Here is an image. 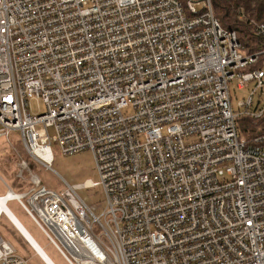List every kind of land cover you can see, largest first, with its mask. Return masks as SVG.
Masks as SVG:
<instances>
[{"label": "built area", "instance_id": "2783aa9c", "mask_svg": "<svg viewBox=\"0 0 264 264\" xmlns=\"http://www.w3.org/2000/svg\"><path fill=\"white\" fill-rule=\"evenodd\" d=\"M186 4L0 0V138L20 134L27 184L0 178L1 197L68 264H264V135L238 128L264 117V68L248 69L264 50L246 55L211 0ZM234 81L253 85L239 111ZM53 146L92 153L101 214L79 195L92 181L42 183L34 164L51 170ZM0 264L30 262L0 237Z\"/></svg>", "mask_w": 264, "mask_h": 264}, {"label": "rangeland", "instance_id": "374dc122", "mask_svg": "<svg viewBox=\"0 0 264 264\" xmlns=\"http://www.w3.org/2000/svg\"><path fill=\"white\" fill-rule=\"evenodd\" d=\"M252 90L253 85L249 88L239 89L236 81L230 83L232 105L235 111L241 110L239 103L244 101ZM259 98L260 91L255 96V104ZM44 108V104L40 100H34L31 103L33 113L44 111ZM49 133L53 134V129H50ZM9 140L10 142L6 138H0V176L15 191L27 186L17 177V153L24 156V152L19 133H12ZM53 152L51 170L34 164L35 173L42 183L48 189L60 192L65 188L64 180L72 186L83 184L87 180L92 181L96 187L83 189L79 191V195L97 210L96 214H101L105 210V197L100 186V178L92 153L83 151L74 155H63L56 146H53ZM25 174L28 175L27 172ZM7 190V187L0 181V196H4ZM7 206L54 264H68L16 201H11ZM0 237L10 242L18 254L27 258L30 264H45L39 254L27 243L4 214L0 218Z\"/></svg>", "mask_w": 264, "mask_h": 264}, {"label": "trees", "instance_id": "16d2710c", "mask_svg": "<svg viewBox=\"0 0 264 264\" xmlns=\"http://www.w3.org/2000/svg\"><path fill=\"white\" fill-rule=\"evenodd\" d=\"M186 7L187 0H179ZM214 16L227 30L237 34L238 41L242 44L246 55H251L264 50L263 41L254 31L252 22H264V0H211ZM264 68V55L248 69ZM241 136L252 141L264 135V117L260 120L241 118L238 121Z\"/></svg>", "mask_w": 264, "mask_h": 264}, {"label": "bare ground", "instance_id": "6f19581e", "mask_svg": "<svg viewBox=\"0 0 264 264\" xmlns=\"http://www.w3.org/2000/svg\"><path fill=\"white\" fill-rule=\"evenodd\" d=\"M90 184V183H89ZM12 196V195H11ZM8 198H2L0 196V215L4 214L8 220L12 223V225L15 226V228L17 229V231L21 234V236L27 241V243L38 253V251L36 250L35 246L37 247V249H39L41 251V253L43 254V256L45 257V259L48 261L49 264H54V262L49 258V256L44 252V250L37 244V242L34 240V238L29 234V232L24 228V226L15 218V216L12 214V212L8 209V206L6 205ZM21 229V230H20ZM21 231H25L30 237V241L33 243H31L28 240V235L25 232H21ZM27 237H26V235ZM35 245V246H34ZM39 256L41 257V255L39 254ZM41 259L44 261L45 264L46 261L41 257Z\"/></svg>", "mask_w": 264, "mask_h": 264}, {"label": "water", "instance_id": "95a60500", "mask_svg": "<svg viewBox=\"0 0 264 264\" xmlns=\"http://www.w3.org/2000/svg\"><path fill=\"white\" fill-rule=\"evenodd\" d=\"M20 230H21V229H20ZM21 232H25V231H21ZM25 233H26V232H25ZM25 233H24V234H25ZM26 234H27V233H26ZM26 234H25V235H26ZM27 235H28V234H27ZM27 235H26V237H27ZM29 237H30V236L28 235L27 238H28V240L30 241ZM30 242H31V241H30ZM31 243H32V242H31ZM32 244H33V243H32ZM34 246H35V245H34ZM35 248H36V250L38 251V253L41 255V257L46 261V263L49 264L48 261H47V260L45 259V257L43 256V254L41 253V251H40L39 249H37L36 246H35Z\"/></svg>", "mask_w": 264, "mask_h": 264}, {"label": "crops", "instance_id": "0c3cea01", "mask_svg": "<svg viewBox=\"0 0 264 264\" xmlns=\"http://www.w3.org/2000/svg\"><path fill=\"white\" fill-rule=\"evenodd\" d=\"M0 178H1V176H0ZM13 214V213H12ZM14 215V214H13ZM16 218V217H15ZM17 219V218H16ZM18 220V219H17ZM19 221V220H18Z\"/></svg>", "mask_w": 264, "mask_h": 264}]
</instances>
